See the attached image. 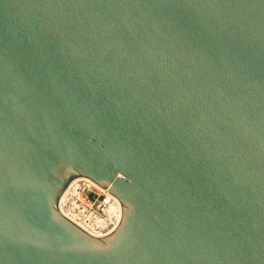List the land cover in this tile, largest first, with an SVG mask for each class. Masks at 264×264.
<instances>
[{
  "label": "water",
  "instance_id": "1",
  "mask_svg": "<svg viewBox=\"0 0 264 264\" xmlns=\"http://www.w3.org/2000/svg\"><path fill=\"white\" fill-rule=\"evenodd\" d=\"M0 264H264V0H0Z\"/></svg>",
  "mask_w": 264,
  "mask_h": 264
},
{
  "label": "built area",
  "instance_id": "2",
  "mask_svg": "<svg viewBox=\"0 0 264 264\" xmlns=\"http://www.w3.org/2000/svg\"><path fill=\"white\" fill-rule=\"evenodd\" d=\"M86 180L79 178L68 186L60 198L59 210L90 235L104 237L120 221V204L107 190Z\"/></svg>",
  "mask_w": 264,
  "mask_h": 264
},
{
  "label": "bare ground",
  "instance_id": "3",
  "mask_svg": "<svg viewBox=\"0 0 264 264\" xmlns=\"http://www.w3.org/2000/svg\"><path fill=\"white\" fill-rule=\"evenodd\" d=\"M74 181L76 182V180H74ZM74 181H73V182H74ZM77 181H78V180H77ZM86 181H88V180H86ZM75 182H74V183H75ZM88 182H89V181H88ZM74 183H73V184H74Z\"/></svg>",
  "mask_w": 264,
  "mask_h": 264
}]
</instances>
